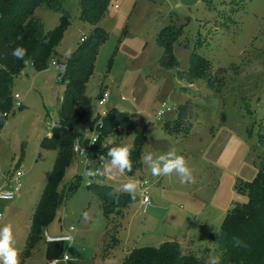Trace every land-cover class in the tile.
Here are the masks:
<instances>
[{
    "label": "rangeland",
    "instance_id": "374dc122",
    "mask_svg": "<svg viewBox=\"0 0 264 264\" xmlns=\"http://www.w3.org/2000/svg\"><path fill=\"white\" fill-rule=\"evenodd\" d=\"M227 1L120 0L115 7L111 0L100 20L108 35L84 84L88 112L78 128L84 139L91 132L83 129L89 128L97 115L110 108L127 112L131 124L115 137L122 145L133 144L136 131L143 130L140 166L132 175L90 178L85 174L88 166L72 157L57 190L63 191L75 174L80 175L79 187L56 210L45 231L50 236L71 226L76 231H71L73 242L58 244L52 259L64 264L67 252L68 264H122L133 248H158L166 241L178 242L185 254L202 249L212 256L209 236L219 232L235 202H247L239 183L252 181L264 158V0H247L236 12L230 9H236L239 1L233 0L230 9ZM65 4L70 17L58 44L51 48V58L41 69L26 65L14 79L13 93L19 95L22 106L18 108L13 100L0 129V186L17 170L24 171L17 197L11 202L0 200V227L12 225L14 247L19 251L56 154L39 147L40 140L50 133L46 123L50 115L58 120L63 92L58 83L61 72L52 62L65 63L66 51H73L92 28L79 18L77 0ZM230 12L232 21L225 25ZM32 16L41 19L46 30L61 22L60 13L44 8H36ZM168 24L179 29L172 48L178 70L187 69L190 52L200 38L194 48L212 63L218 93L201 80L187 86L174 70L158 65L162 47L156 44L155 35ZM182 86L189 91L181 90ZM106 91L109 99L99 106V95ZM188 98L196 99L201 111L194 119L171 124L172 129L166 130L164 122L172 121L177 107ZM166 107L171 110L157 119L156 113ZM172 146L193 169L194 184L181 185L175 174L154 177L141 162L143 152L164 153ZM129 178L148 182V204L138 192L121 211L106 214L102 200L87 189L89 180L119 186ZM84 212L89 214L87 221ZM47 255V244L41 239L20 264H40ZM182 261L183 257L179 264Z\"/></svg>",
    "mask_w": 264,
    "mask_h": 264
},
{
    "label": "trees",
    "instance_id": "16d2710c",
    "mask_svg": "<svg viewBox=\"0 0 264 264\" xmlns=\"http://www.w3.org/2000/svg\"><path fill=\"white\" fill-rule=\"evenodd\" d=\"M232 1L226 2L229 3L227 9H230ZM235 1H239L240 5L236 9H230L232 12L239 10L247 0ZM65 2L66 0H0V65L7 67V71L0 67V129L12 109L14 79L24 71L26 65L31 64L35 69H41L51 58L49 55L51 48L58 44L63 27L70 17ZM110 2L111 0H77L79 18L92 28L87 35L82 36L85 39L80 40L71 56L67 57L65 70L58 75V83L63 85L58 106V124L39 142L40 148L55 150L56 154L46 184L30 215L25 244L19 254L20 261L38 246L39 240H43V231L54 218L56 210L79 187L80 175L75 174L63 191L57 190L66 167L74 157L72 148L80 135L79 124L87 116L89 100L84 94V84L92 72L96 57L108 35V31L100 25V20L106 15ZM36 8L60 13V24L51 30H46L43 21L32 16ZM232 14L231 12L226 14V20L229 21L225 25L232 21ZM178 32L176 24H168L158 30L155 42L162 47L158 65L166 70H174L176 77L185 81L187 86L201 80L207 88L218 93V84L212 76V63L203 53L194 48L197 42L201 41L200 38H197L190 52L187 69L178 70L179 61L172 49ZM17 37L22 38L17 39ZM18 46L27 50L23 60L12 55L13 49ZM180 89L184 92L189 91L185 86ZM199 111L201 109L196 99L194 101L188 98L177 107V114L173 120L164 122V128L170 131L171 124L182 125L186 120L194 119ZM98 119L97 115L93 122ZM222 121L224 122V119ZM130 124L128 113L117 108H110L106 114L102 115L101 123H99L100 137L97 142L89 145L87 139L82 141L90 159L95 160L90 164L91 166H96L99 154L109 158L107 156L109 149L122 145L120 138L115 135L126 131L125 128ZM109 137H114L113 143H107ZM143 137V130H137L133 140L134 149L131 153L132 171L127 172V175H132L140 166V146ZM105 142L106 147L103 146ZM115 187L117 186L113 184L93 180L87 184V189L102 200L106 214L110 211H121L134 199L128 193H122L119 201L110 198L108 193ZM239 189L246 193L247 202H235L227 210L219 232L209 236L212 243V256H218L220 264H264V158L260 160L255 178L252 181L240 182ZM234 239L242 241V244L237 246L233 242ZM58 244L60 243H47V253L50 256H55ZM188 252L187 254L182 252L178 242L166 241L158 248H133L122 264H179L182 257L181 264H207L210 258L208 250L199 249V252Z\"/></svg>",
    "mask_w": 264,
    "mask_h": 264
},
{
    "label": "clouds",
    "instance_id": "9594fccd",
    "mask_svg": "<svg viewBox=\"0 0 264 264\" xmlns=\"http://www.w3.org/2000/svg\"><path fill=\"white\" fill-rule=\"evenodd\" d=\"M22 37H17L21 39ZM27 50L21 46L16 47L12 51V55L17 59L23 60ZM72 50L66 51L65 55L70 57ZM58 70L64 71L65 68L61 65L55 64ZM5 71L7 67L0 65ZM108 143H113L109 140ZM134 149V144H124L120 146H114L109 149L107 156L110 158L104 162L103 168H89L86 170V175L90 178H94L97 175H106L110 178L117 176H124L127 172L132 171L131 153ZM84 151V150H81ZM141 162L147 166L150 174L154 177L159 176H171L175 174L181 185H190L196 182V177L193 175V169L189 167L187 160L183 155L178 154V149L175 146L170 147L164 153H155L152 151H146L141 154ZM19 175V174H18ZM140 191V182L129 178L126 182L115 187L108 193L109 197L119 201V197L122 193H128L133 198ZM15 193L13 191L0 192V199H12ZM149 198L144 197V203L148 204ZM83 218L85 221L89 219V214L84 212ZM72 231L75 232V226L72 227ZM74 237L70 235L50 237V242L53 241H65L72 240ZM234 244L237 246L242 244V241L234 239ZM70 255L65 252L63 255L64 264H68ZM0 264H20L19 250L14 247V237L12 231V225L10 223L0 227ZM52 264H61L60 259H54ZM207 264H220V258L218 256H211Z\"/></svg>",
    "mask_w": 264,
    "mask_h": 264
},
{
    "label": "built area",
    "instance_id": "2783aa9c",
    "mask_svg": "<svg viewBox=\"0 0 264 264\" xmlns=\"http://www.w3.org/2000/svg\"><path fill=\"white\" fill-rule=\"evenodd\" d=\"M120 0H114V5L115 7H118V3H119ZM85 39V37H81L80 40L83 41ZM55 64L57 65H61L65 68V63H56ZM52 65H53V62H52ZM57 68V67H56ZM62 72V71H60ZM15 99V105L19 108L22 106V104L19 102V95L17 93H13V100ZM109 99V94L108 92L106 91L104 94L100 95L99 98H98V105L99 106H104L107 101ZM171 109L169 107H166L165 109H161L160 111H158L156 113V117L157 119H160L163 114L165 112H168L170 111ZM108 110H105L104 111V114L107 113ZM103 114V115H104ZM99 116V115H98ZM101 117L102 116H99V119L96 121V122H93V124L88 128H84L83 131L85 133H89L91 132V134L86 137V138H82L81 137V134L79 135V138L75 141V143L73 144V148H72V151H73V154H74V157H75V161L76 163H83L86 167L88 166V168H101L104 164V162L107 160V157L103 154L97 156V164L96 166H91L90 164L93 163L95 160H92V159H89L88 157V154H87V151L85 149V147L82 145V141L86 140L87 139V142L89 143V145H93L94 143L97 142V140L99 139L100 137V131H99V128L101 127V125H99V123H101ZM47 125L50 129H52L53 127H55L58 123L57 121L55 120V117L54 115L51 117H49V119L47 120ZM108 143V141H107ZM107 143H103V146L106 147L107 146ZM81 150H84V151H81ZM19 174V175H18ZM24 174V171L23 170H17L14 175L12 176V178H10L8 181H5L1 186H0V192H8V191H13L15 193L14 197L12 199H0L2 201H7V202H11L12 200H14L17 195L19 194L20 190H21V184L19 182L20 180V177ZM96 177H99V178H105V177H108L106 175H97ZM109 178V177H108ZM91 180H89L87 182V184H89ZM140 182V191H139V195H140V199L141 201L144 203V197L147 196L148 197V194H147V188L145 187L148 182L147 181H139ZM145 204V203H144ZM2 218V214L0 213V220ZM71 231H72V226L69 227L68 229H64V231L62 232V234L60 235H57V236H65V235H70L72 236L71 234ZM44 237L46 239L47 242H50V237H56V236H49L47 233H44ZM73 237V236H72ZM67 242H72V240H65ZM65 241H53V242H65ZM54 259H50V260H45L43 263H40V264H52V261Z\"/></svg>",
    "mask_w": 264,
    "mask_h": 264
},
{
    "label": "crops",
    "instance_id": "0c3cea01",
    "mask_svg": "<svg viewBox=\"0 0 264 264\" xmlns=\"http://www.w3.org/2000/svg\"><path fill=\"white\" fill-rule=\"evenodd\" d=\"M33 12H34V11H33ZM156 34H157V33H156ZM155 36H156V35H155ZM49 134H50V133H49ZM49 134H47V135H49ZM5 179H6V178H5ZM4 182H5V181H4ZM4 182H3V183H4ZM3 183H2V184H3ZM35 204H36V202L34 203V205H35ZM142 206H143V205H142ZM33 207H34V206H33ZM32 211H33V209H32ZM31 213H32V212H31ZM44 233H47V234H48V232L44 230V231H43V235H42V236H43V241L47 244V243H49V242L46 241V239H45V237H44ZM61 234H62V232H61ZM71 234H72V233H71ZM48 235H49V234H48ZM59 235H60V234H59ZM49 236H50V235H49ZM55 236H57V235H55ZM72 236H73V235H72ZM25 240H26V239H25ZM73 241H74V239H73ZM73 241H72V242H73ZM65 242H67V241H65ZM50 243H51V242H50ZM55 243H64V242H55ZM70 243H71V241H70ZM24 244H25V241H24ZM24 244H23L22 248L20 249L19 254H20V252L22 251V249H23V247H24ZM49 256H50V255L48 254L46 260H50V259H52L53 256H50V258H49ZM19 259H20V258H19ZM55 259H57V258H55Z\"/></svg>",
    "mask_w": 264,
    "mask_h": 264
},
{
    "label": "bare ground",
    "instance_id": "6f19581e",
    "mask_svg": "<svg viewBox=\"0 0 264 264\" xmlns=\"http://www.w3.org/2000/svg\"><path fill=\"white\" fill-rule=\"evenodd\" d=\"M129 126V125H128Z\"/></svg>",
    "mask_w": 264,
    "mask_h": 264
}]
</instances>
